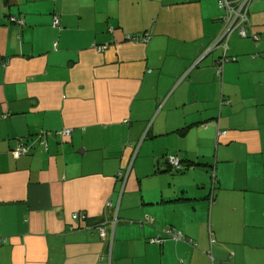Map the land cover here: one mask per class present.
Instances as JSON below:
<instances>
[{
    "label": "crops",
    "instance_id": "1",
    "mask_svg": "<svg viewBox=\"0 0 264 264\" xmlns=\"http://www.w3.org/2000/svg\"><path fill=\"white\" fill-rule=\"evenodd\" d=\"M246 6L217 76L218 0H0V264H264V0ZM168 226L185 237L152 241Z\"/></svg>",
    "mask_w": 264,
    "mask_h": 264
},
{
    "label": "built area",
    "instance_id": "2",
    "mask_svg": "<svg viewBox=\"0 0 264 264\" xmlns=\"http://www.w3.org/2000/svg\"><path fill=\"white\" fill-rule=\"evenodd\" d=\"M249 0H218V4L221 8L224 9L225 14L222 16V29L219 33V36H221L225 31V35L223 36L222 40L220 41V45L222 48V55L217 59L216 61V74L220 75L222 71V65L230 60H235V56H228L226 55V49H227V40L231 33L237 32V34L240 37H247L248 34V18H247V9L246 5ZM58 22V19L55 18L53 20V24H56ZM218 36V37H219ZM254 39H257V36H253ZM148 38V33L139 34L137 36H133L134 40H146ZM102 48V46H98L97 49ZM71 132L70 128H64L61 130V133L63 135H69ZM30 147L24 143L23 141L20 142L13 150L14 156H22L29 152ZM167 161L169 162V166H171L172 169H179L180 168V160L176 158L175 156L167 157ZM212 199V194L209 197V202ZM73 218L77 217H85V215H82L81 213H74L72 215ZM114 225V221L112 222V227ZM162 235L156 236L152 238V241H155L157 243H162L163 239L165 237H170L174 239H183L185 236L180 231H175L172 228H164L162 230ZM98 234L101 239L107 238L106 233V227L104 225L98 226Z\"/></svg>",
    "mask_w": 264,
    "mask_h": 264
},
{
    "label": "rangeland",
    "instance_id": "3",
    "mask_svg": "<svg viewBox=\"0 0 264 264\" xmlns=\"http://www.w3.org/2000/svg\"><path fill=\"white\" fill-rule=\"evenodd\" d=\"M221 29H222V26H221ZM221 29H220V31H221ZM220 31L218 32V34H216L215 36H213V38L211 39L210 45L206 48V50H204V51L201 53L200 56H202L207 50L212 51V50H214V49L217 50V51H220V56L222 55L223 51H222V48H221L220 43H219L218 45L214 46V42H215L216 39L218 38ZM199 58H200V57H199ZM194 63H195V62H194ZM194 63H193V64H194ZM215 74H216V68H215ZM216 75H217V74H216ZM217 76H218V75H217ZM140 142H141V140H139V143H140ZM137 143H138V142H137ZM139 143L137 144V147H138ZM134 154H135V151H134ZM175 157L178 158L177 156H175ZM178 159H179V158H178ZM129 163H132V162L130 161ZM211 174H212V172H211Z\"/></svg>",
    "mask_w": 264,
    "mask_h": 264
},
{
    "label": "trees",
    "instance_id": "4",
    "mask_svg": "<svg viewBox=\"0 0 264 264\" xmlns=\"http://www.w3.org/2000/svg\"><path fill=\"white\" fill-rule=\"evenodd\" d=\"M223 9V8H222ZM224 14H225V11H224V9H223V15L222 16H224ZM222 16H221V20H222ZM235 59H236V57H235ZM215 65H216V62H215ZM184 128H186V127H182V129H184ZM188 169L189 167L188 166H183L182 167V165L180 164V168L179 169H174L175 171H177V170H181V169ZM211 176L213 177V176H215V174L214 173H212L211 174ZM213 182V180L211 181V183ZM214 186V185H213ZM211 189V190H210ZM210 189H209V194H208V198L207 199H209V197L211 196V194L213 193V187L211 188L210 187ZM167 228H172V227H170V226H168ZM173 229V228H172Z\"/></svg>",
    "mask_w": 264,
    "mask_h": 264
},
{
    "label": "water",
    "instance_id": "5",
    "mask_svg": "<svg viewBox=\"0 0 264 264\" xmlns=\"http://www.w3.org/2000/svg\"><path fill=\"white\" fill-rule=\"evenodd\" d=\"M225 33H226V31L221 35V36H219L217 39H216V41L214 42V46H216V45H218L219 43H220V41L222 40V38H223V36L225 35ZM210 50H207L202 56H200V58L199 59H201L203 56H205V54L206 53H208ZM219 57H220V55H219ZM218 57V58H219ZM217 58V59H218ZM217 59H216V61H217ZM215 61V62H216Z\"/></svg>",
    "mask_w": 264,
    "mask_h": 264
}]
</instances>
